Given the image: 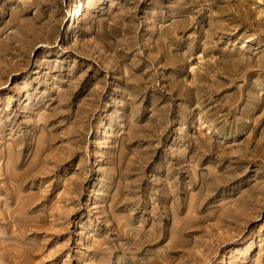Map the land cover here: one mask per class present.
Instances as JSON below:
<instances>
[{"label": "rangeland", "instance_id": "rangeland-1", "mask_svg": "<svg viewBox=\"0 0 264 264\" xmlns=\"http://www.w3.org/2000/svg\"><path fill=\"white\" fill-rule=\"evenodd\" d=\"M0 264H264V0H0Z\"/></svg>", "mask_w": 264, "mask_h": 264}, {"label": "bare ground", "instance_id": "bare-ground-1", "mask_svg": "<svg viewBox=\"0 0 264 264\" xmlns=\"http://www.w3.org/2000/svg\"><path fill=\"white\" fill-rule=\"evenodd\" d=\"M241 23H242V22H241ZM20 214H21V213H20ZM14 215H15V214H14ZM10 216H11V215H10ZM22 217H23V216H22ZM24 218H25V216H24ZM33 218H34V217H33ZM18 219H19V218H18ZM15 224H16V223H15ZM17 224H18V223H17ZM17 224H16V225H17Z\"/></svg>", "mask_w": 264, "mask_h": 264}]
</instances>
